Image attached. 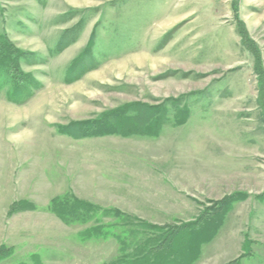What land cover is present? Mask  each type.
<instances>
[{"label": "rangeland", "instance_id": "374dc122", "mask_svg": "<svg viewBox=\"0 0 264 264\" xmlns=\"http://www.w3.org/2000/svg\"><path fill=\"white\" fill-rule=\"evenodd\" d=\"M0 37V264H110L116 211L264 264V0H0Z\"/></svg>", "mask_w": 264, "mask_h": 264}, {"label": "trees", "instance_id": "16d2710c", "mask_svg": "<svg viewBox=\"0 0 264 264\" xmlns=\"http://www.w3.org/2000/svg\"><path fill=\"white\" fill-rule=\"evenodd\" d=\"M173 32L174 31L164 40V45L169 43L168 40ZM69 36L67 32L63 34L54 53H62L67 47L76 42L77 38ZM4 40V38L0 37L1 58L9 53V46ZM23 60L31 66L45 63L42 58H38L37 56L32 61ZM10 63L13 64V61ZM6 68L7 67L0 62V76H5L4 79L2 78L4 83L0 88L4 87V85H11L10 92L14 93L15 96H19L22 88L31 86V83L29 80H23L24 77L22 76H14V73L18 71L16 66H10L9 72L11 75L9 74V76H6ZM90 69H92V66L86 68L84 74L90 72ZM15 79H19L21 84H17L18 82L15 81ZM96 132H99V130H96ZM81 135L88 136L92 134L82 131ZM219 209L218 213L222 215L226 211L224 208ZM72 211V207H67L65 210L56 208L53 213L66 223H69V221H72ZM105 214L106 215L103 217L104 219L113 218L114 222L117 221L116 227L119 231L114 237L120 245V253L116 260L110 264H195L200 256L202 246L213 240L221 224L214 219H207V221H198L195 224L183 225L181 227H159L131 221L130 218L125 217L124 214L117 211L113 214L108 212ZM80 217L81 215L78 212L77 219ZM86 218H89V213L86 214ZM95 225L96 226H93V228L88 229L85 237L93 235L91 232L98 234L104 228L101 221Z\"/></svg>", "mask_w": 264, "mask_h": 264}]
</instances>
